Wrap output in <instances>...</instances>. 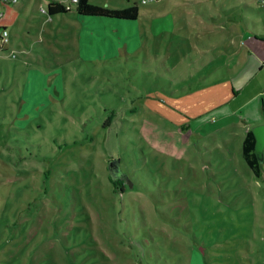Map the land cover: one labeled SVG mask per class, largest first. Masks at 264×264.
<instances>
[{
    "label": "rangeland",
    "instance_id": "rangeland-1",
    "mask_svg": "<svg viewBox=\"0 0 264 264\" xmlns=\"http://www.w3.org/2000/svg\"><path fill=\"white\" fill-rule=\"evenodd\" d=\"M49 1L18 0L0 46V264H219L249 241L256 264L264 164L257 178L243 158V118L264 124V0H91L138 4L120 24L50 18ZM191 85L168 116L142 106ZM114 158L134 189L112 192Z\"/></svg>",
    "mask_w": 264,
    "mask_h": 264
},
{
    "label": "trees",
    "instance_id": "trees-1",
    "mask_svg": "<svg viewBox=\"0 0 264 264\" xmlns=\"http://www.w3.org/2000/svg\"><path fill=\"white\" fill-rule=\"evenodd\" d=\"M16 4L8 3L6 0H0V46L4 47V49H7V43L4 42V32L8 31L12 28H14L21 16V13L15 8ZM75 12L76 15L80 20L85 22L86 19H91V18H107V19H112V20H125V21H137L140 15V9L138 4L124 8V9H113L108 6H101V5H96L91 2V0H79V3L77 7L74 10H67L63 2L60 0H50L48 4V9L45 11L49 15L50 18L61 15V14H69L71 12ZM41 85H42V81ZM160 89V88H158ZM161 91L156 92V91H151L145 95L143 98L142 106H146V104H149V107L153 110L156 111L160 114H164L165 116H168L170 111L172 110V106L169 103L170 97L174 95L176 92H171L170 90L166 92L164 89H160ZM55 92L60 91L56 90ZM203 92V90L196 92L194 95H199ZM56 93V94H57ZM58 93V94H59ZM48 102L49 100H45ZM128 112L125 110V113ZM137 110H131L129 113L133 114L136 113ZM118 118L116 121H119L120 123L125 121L126 118L123 115H116ZM35 118V117H34ZM31 118V119H34ZM38 118V117H36ZM115 121V120H114ZM112 117H109L105 120L104 122V127H111V130L114 128L111 126L112 123L114 122ZM2 123V121L0 122ZM3 133H1L2 135ZM114 138H116V135H114ZM116 143V142H114ZM77 144V143H76ZM79 145L83 146L82 144L78 143ZM106 144V142H105ZM3 146V145H2ZM255 146H256V139L253 134L252 129H250L245 136L244 142H243V158L246 161L247 166L250 168L252 173L254 174L255 177L260 178L261 175L263 174V162H260L259 159L256 156L255 153ZM1 147V146H0ZM83 149V148H82ZM1 151L3 149H0ZM111 155V158L113 157H119L117 155ZM120 159V158H119ZM121 161V159H120ZM60 162L63 164V158L60 159ZM46 163V162H45ZM38 163H35L33 169L31 172L35 175L37 173L40 177L41 180L45 179L48 180V182H55L58 181L57 175L62 173V171L58 168H52L51 166L48 167V165L44 167V170L41 171L39 170L40 167L39 165L36 166ZM65 168V165H63ZM121 169H122V176H120V180H115V179H110L112 183V192L116 194L117 193L116 189H118V185L120 184L119 189L121 192H126L127 188L129 186L133 185V182L131 181V176L130 173L123 170L122 168V161H121ZM39 168V169H38ZM43 175V176H42ZM56 177V178H55ZM1 178V174H0ZM90 181L88 180L86 185H82L81 182L79 181V186H81V189L83 190L86 188L88 185H90ZM1 186H5L1 184ZM1 188V187H0ZM132 188L134 189L135 186L133 185ZM116 190V191H115ZM48 192V190H47ZM9 198L8 192H6L5 189L1 188L0 189V216H3L2 218H5L7 215V210L5 209L7 204L5 205L6 201ZM4 203V204H3ZM259 255L260 257L257 259L256 264H264V237L261 238L259 241ZM248 244L245 246H240L237 245V247H231L225 249L226 252H228L230 255H223L219 256L215 259H211L212 261H221L219 264H223L224 261L230 260L232 264H253V259L251 258V255L253 254L251 250V241L247 242ZM229 263V264H230Z\"/></svg>",
    "mask_w": 264,
    "mask_h": 264
},
{
    "label": "crops",
    "instance_id": "crops-1",
    "mask_svg": "<svg viewBox=\"0 0 264 264\" xmlns=\"http://www.w3.org/2000/svg\"><path fill=\"white\" fill-rule=\"evenodd\" d=\"M92 19V21H93V19H94V21H96L95 23L96 24H104L105 22H109L110 24L111 23H118V24H120L119 23V21H125V20H112V19H107V18H91ZM90 19V20H91ZM132 22H134V21H132ZM123 24V23H122ZM124 25V24H123ZM238 33H242V32H238ZM244 36H246V34L247 33H245L244 32ZM264 38V37H263ZM250 40L252 39V37H250L249 38ZM255 40L256 41H258V39L255 37ZM260 41H264L263 39L262 40H260ZM259 41V42H260ZM261 43H263V42H261ZM9 48V47H8ZM191 87V89H189V88H186V89H181V90H177V91H175L174 90V88L172 87L171 88V92H176L174 95H172V98H175V97H181V96H185V95H187V94H195L194 93V91L195 90H192L194 87H193V85H191L190 86ZM205 90V89H204ZM203 90V91H204ZM207 91V90H206ZM210 92H212V90L210 91ZM179 101V106H180V108H181V110H187V108H189V106H188V104H187V102H186V100L185 99H181V100H178ZM202 101V99H199L198 101H196V102H194V103H192L191 105L193 106V107H197L198 105H199V103ZM169 103L171 104V106H172V99H170V101H169ZM261 105H264V103H263V100H262V104ZM228 108H226L225 110H223V112H222V114H224V115H229L230 113H231V110L230 109H228ZM246 110V109H245ZM230 111V112H229ZM241 113H243V112H241ZM263 113H264V110H263ZM244 116H246V115H244ZM249 117L247 116L246 118L244 117L243 118V123H244V126L246 127V133L251 129V128H249ZM248 126V127H247ZM246 133H245V136H246Z\"/></svg>",
    "mask_w": 264,
    "mask_h": 264
},
{
    "label": "water",
    "instance_id": "water-1",
    "mask_svg": "<svg viewBox=\"0 0 264 264\" xmlns=\"http://www.w3.org/2000/svg\"><path fill=\"white\" fill-rule=\"evenodd\" d=\"M256 139L255 153L260 162L264 161V124L258 125L252 129ZM121 161L114 158L109 161L108 169L112 179L122 176Z\"/></svg>",
    "mask_w": 264,
    "mask_h": 264
},
{
    "label": "built area",
    "instance_id": "built-area-1",
    "mask_svg": "<svg viewBox=\"0 0 264 264\" xmlns=\"http://www.w3.org/2000/svg\"><path fill=\"white\" fill-rule=\"evenodd\" d=\"M8 3H12V4H18V0H6ZM61 2H63V4L65 5L66 9L71 11L74 10L78 3L79 0H60ZM148 0H145V2H147ZM46 11V10H45ZM4 42L8 43L9 42V32L5 31L4 32Z\"/></svg>",
    "mask_w": 264,
    "mask_h": 264
}]
</instances>
